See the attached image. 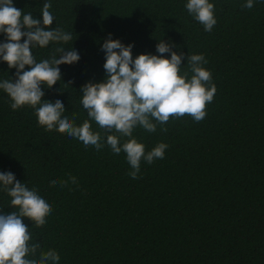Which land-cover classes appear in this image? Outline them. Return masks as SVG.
I'll list each match as a JSON object with an SVG mask.
<instances>
[{"label":"trees","instance_id":"obj_1","mask_svg":"<svg viewBox=\"0 0 264 264\" xmlns=\"http://www.w3.org/2000/svg\"><path fill=\"white\" fill-rule=\"evenodd\" d=\"M45 2L52 5L51 28L72 39L33 47L36 61L58 47L78 50L80 59L59 66L62 79L51 89L42 85V99L61 100L76 126L89 119L81 88L106 78L102 45L109 34L134 45L133 59L160 55L164 40L183 54L181 74L190 54H203L217 91L199 122L185 115L153 133L134 129L146 153L159 143L168 147L163 159H142L133 179L126 153H113L94 121L103 137L99 151L47 131L31 106L13 110L0 89V172L52 204L45 225L24 218L29 244L40 245L34 258L55 250L58 264H264V0L251 9L242 7L247 0H209L217 20L210 32L189 14L188 0H13L41 20ZM16 71L0 60V81L15 80ZM10 200L0 187V214L17 211Z\"/></svg>","mask_w":264,"mask_h":264},{"label":"clouds","instance_id":"obj_2","mask_svg":"<svg viewBox=\"0 0 264 264\" xmlns=\"http://www.w3.org/2000/svg\"><path fill=\"white\" fill-rule=\"evenodd\" d=\"M51 7L50 3H44L41 20L16 8L13 0H0V33L6 37V41L0 43V60L7 62L9 68L17 69L16 79L0 81V89L11 98L13 110L31 106L39 125L47 131L67 133L86 148L93 146L99 151L104 147L103 137L101 132L93 131L90 121H94L104 130L112 152L126 153L132 169L128 175L139 178L142 159L148 164L163 159L168 145L159 143L146 153L145 145L133 137L134 129L139 126L153 133L158 124L165 125L170 118L179 119L185 115L197 122L203 120L207 115L206 107L217 91L211 72L203 66L207 60L203 54H190L187 70L181 74L184 56L173 51L172 45L164 40L157 44L160 55L141 54L133 59L134 45L113 40L109 34L102 45L106 54V78L97 83L89 81L81 88L80 103L89 119L76 126L63 115L65 105L61 100L53 103L42 99L45 93L41 86L51 89L62 79L59 66L78 62L80 52L58 47L50 59L40 62L32 54L35 46L46 47L50 42L67 43L72 39L70 33L51 28L54 21L49 11ZM185 7L204 25L205 31L210 32L217 23L215 5L209 0H188ZM242 7L253 8L254 0H247ZM24 37L26 39L21 43ZM169 52L171 58H165L163 54ZM26 66L30 70H25ZM161 131L167 132V128L162 127ZM122 137L127 139L121 144ZM70 180L77 183L75 177ZM57 183L55 179L51 181L52 185ZM59 183L65 187L69 181ZM0 187L11 198V206L17 209L0 214V264H58L60 256L55 250L41 251L39 258H34L40 245L29 244L32 236L24 223V218H28L36 227L45 225L53 210L52 204L39 195L37 189L30 190L25 183L16 180L11 172H0ZM30 256L33 258H28Z\"/></svg>","mask_w":264,"mask_h":264}]
</instances>
